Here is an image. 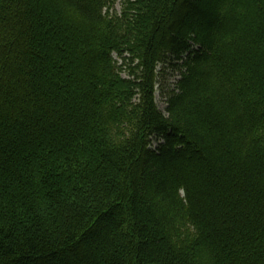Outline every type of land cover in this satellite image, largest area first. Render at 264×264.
Listing matches in <instances>:
<instances>
[{"label":"trees","instance_id":"1","mask_svg":"<svg viewBox=\"0 0 264 264\" xmlns=\"http://www.w3.org/2000/svg\"><path fill=\"white\" fill-rule=\"evenodd\" d=\"M113 3L0 0V264H264V0Z\"/></svg>","mask_w":264,"mask_h":264},{"label":"rangeland","instance_id":"2","mask_svg":"<svg viewBox=\"0 0 264 264\" xmlns=\"http://www.w3.org/2000/svg\"><path fill=\"white\" fill-rule=\"evenodd\" d=\"M122 1L123 0H114L113 6L110 9V13L112 14H118L121 11L122 8ZM113 60L115 61L116 65H119L121 63V61H119V59L115 56V54H113L112 56ZM159 68H161V66H159ZM122 76L126 77V73L123 72ZM176 80V75H169L168 73L165 75H159L158 79H157V83H156V94H155V100L157 102V105L159 107V109H161V88H163L164 91H166L167 89L171 88L174 85V81Z\"/></svg>","mask_w":264,"mask_h":264}]
</instances>
